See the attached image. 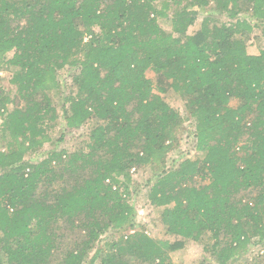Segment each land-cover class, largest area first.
I'll use <instances>...</instances> for the list:
<instances>
[{
  "label": "trees",
  "instance_id": "16d2710c",
  "mask_svg": "<svg viewBox=\"0 0 264 264\" xmlns=\"http://www.w3.org/2000/svg\"><path fill=\"white\" fill-rule=\"evenodd\" d=\"M155 1L0 0V69L14 86L0 83V264H51L59 251L61 264H82L91 251L90 263L175 264L170 253L205 233L216 262L228 264L264 244V47L248 53L239 0H216L234 22L205 17L192 33L209 0ZM246 2L264 19V0ZM65 67L77 70L75 93L58 114L51 92ZM169 88L185 99L199 153L171 167L183 117L161 95ZM60 118L65 131L94 121L86 150L25 159ZM146 165L149 202L181 240L135 223L130 173Z\"/></svg>",
  "mask_w": 264,
  "mask_h": 264
},
{
  "label": "rangeland",
  "instance_id": "374dc122",
  "mask_svg": "<svg viewBox=\"0 0 264 264\" xmlns=\"http://www.w3.org/2000/svg\"><path fill=\"white\" fill-rule=\"evenodd\" d=\"M164 0H156L155 3L158 4V7L161 6V3ZM187 0H183L185 4ZM239 5L242 10L238 14V18L248 19L252 30L243 37V41L246 45L248 53L257 54L261 48L264 47V19H253L250 14V9L248 6L249 3L246 0H239ZM216 0H209L208 6L205 9L198 12L196 20L192 26L189 27L188 32H195L202 20L205 17H209L212 20V23H228L234 22L236 18L229 16L227 11H216ZM175 8V5L171 4L170 8L167 11V14L170 15ZM230 8V7H229ZM247 8V10H246ZM160 25L162 29L171 33V25L167 19H160ZM77 70L69 69L65 67L61 70V75L63 77L62 86L56 91L51 92L52 103L56 107L58 114H61L62 106L64 104L65 98L69 94L75 93V87L72 83V75L76 73ZM146 75L150 78L154 85V90L157 92V79L158 76L152 71L147 70ZM11 72L7 69H0V83L1 86L7 90V88L13 89L14 86L10 85ZM13 94V93H12ZM164 100L174 109H176L181 116L183 117V123L179 128L178 141L176 147L169 152L166 159V166L171 167L174 163L176 164L183 158L196 159L199 157V153L194 149V121L191 118H188V114L185 110V99L180 96L179 93L168 89L167 92L161 94ZM238 104L237 99H231L229 105L235 107ZM9 109L12 108V105L9 104ZM1 121V120H0ZM94 121H87L79 129L73 130H64L62 118H60L55 127L49 131L50 140L46 141L42 147L37 151L29 153L26 155L25 159L35 162L43 157L45 154L52 149H66L68 151L74 150H86L87 143L89 141L88 134L89 130L93 127ZM1 131V125H0ZM2 132V131H1ZM60 136H63L59 140ZM152 169L146 165L141 166L140 168L135 169L130 173L131 183L129 184L130 191V203L132 204L135 210V223L144 228V231L159 240H164L169 243H173L176 240H181L182 238L174 234L169 233L166 230V227L162 224L160 219V208L153 206L148 199L149 184L148 180L152 176ZM73 237L67 236L64 237V246L66 248H71L73 246ZM113 236L111 234H103L101 236V241L98 243L101 245L108 239H111ZM220 238L222 244L224 239ZM213 239L210 233H205L199 241L185 240L183 248L170 253V259L175 264H218L214 258V255L210 252V246L213 243ZM220 244V246L222 245ZM206 247L208 250H206ZM61 251L58 252V255L53 257L51 264H61L62 255ZM93 251L89 253L85 261L82 264H100L98 260L94 263H90V258L92 257ZM228 264H248L253 261H258L264 257V244L258 245H249L248 250L243 254L236 256Z\"/></svg>",
  "mask_w": 264,
  "mask_h": 264
},
{
  "label": "built area",
  "instance_id": "2783aa9c",
  "mask_svg": "<svg viewBox=\"0 0 264 264\" xmlns=\"http://www.w3.org/2000/svg\"><path fill=\"white\" fill-rule=\"evenodd\" d=\"M134 170V169H133Z\"/></svg>",
  "mask_w": 264,
  "mask_h": 264
}]
</instances>
